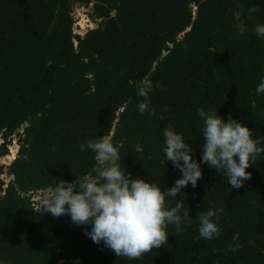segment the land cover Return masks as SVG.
<instances>
[{
    "label": "trees",
    "instance_id": "trees-1",
    "mask_svg": "<svg viewBox=\"0 0 264 264\" xmlns=\"http://www.w3.org/2000/svg\"><path fill=\"white\" fill-rule=\"evenodd\" d=\"M90 4L95 27L74 33L73 9ZM257 24L264 0H0V157L13 136L18 144L13 160L0 164V264H264V155L235 190L202 164L195 188L166 198L181 202L192 223L180 234L169 225L167 244L138 260L94 244L67 215L39 214L56 179L91 170L93 154L80 151L88 139L105 134L121 143V167L163 189L179 172L163 163L162 130L183 133L199 161L197 108L231 113L264 137ZM145 78L161 85L149 94L154 115L137 110ZM208 208L223 210L220 234L193 239L195 216Z\"/></svg>",
    "mask_w": 264,
    "mask_h": 264
},
{
    "label": "clouds",
    "instance_id": "clouds-1",
    "mask_svg": "<svg viewBox=\"0 0 264 264\" xmlns=\"http://www.w3.org/2000/svg\"><path fill=\"white\" fill-rule=\"evenodd\" d=\"M254 32L258 39L264 38V24L255 25ZM154 87L161 85L159 82L154 85L148 78L137 85V95L143 98L137 105L141 115L155 114L149 96ZM255 93L264 94V77L259 80ZM164 109L167 111L168 106ZM197 115L203 122L199 161L183 133L171 125L162 130L163 163L169 161L179 172L172 186L162 189L161 183L133 177L121 167L122 144H114L112 138L104 134L80 143L81 152L87 150L93 154L91 170L82 177L75 175L74 180L56 179L55 185L41 196L39 214L49 213L54 218L67 215L73 225L82 227L84 235L94 244H102L116 257L130 261L166 245L169 225L180 234L185 225L192 223L188 209L181 202L171 206L166 198H177L187 186L195 188L202 177V164L222 173L229 187L235 190L250 179L251 173L246 169L264 155V137L254 135L251 128L234 119L231 113L224 118L217 108L199 107ZM222 211L208 208L198 212L195 216L198 235L193 239L212 240L219 236L217 221Z\"/></svg>",
    "mask_w": 264,
    "mask_h": 264
},
{
    "label": "rangeland",
    "instance_id": "rangeland-1",
    "mask_svg": "<svg viewBox=\"0 0 264 264\" xmlns=\"http://www.w3.org/2000/svg\"><path fill=\"white\" fill-rule=\"evenodd\" d=\"M91 10V4L88 7L75 6L72 11V16L74 18V32L83 35L86 30L94 28L95 23L88 18V12ZM1 142V139H0ZM18 150L17 138L13 136L11 145L8 148V154L4 157H0V164L8 165L15 157ZM1 177L7 182L11 177L6 174L1 175ZM41 193L35 192L32 194L33 200L37 201L40 199Z\"/></svg>",
    "mask_w": 264,
    "mask_h": 264
}]
</instances>
